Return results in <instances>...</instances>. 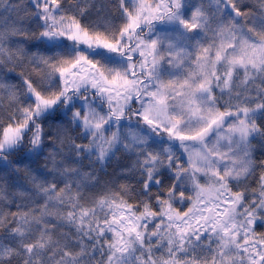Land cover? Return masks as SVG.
<instances>
[{
	"label": "snow or ice",
	"instance_id": "obj_1",
	"mask_svg": "<svg viewBox=\"0 0 264 264\" xmlns=\"http://www.w3.org/2000/svg\"><path fill=\"white\" fill-rule=\"evenodd\" d=\"M116 8L0 0V264H264V0Z\"/></svg>",
	"mask_w": 264,
	"mask_h": 264
},
{
	"label": "trees",
	"instance_id": "obj_2",
	"mask_svg": "<svg viewBox=\"0 0 264 264\" xmlns=\"http://www.w3.org/2000/svg\"><path fill=\"white\" fill-rule=\"evenodd\" d=\"M246 3L249 4H256L257 0H245ZM104 3L107 5V11H110L112 17H118L119 13L116 8L117 0H104ZM119 22V21H116ZM109 171L111 172L112 169L110 168Z\"/></svg>",
	"mask_w": 264,
	"mask_h": 264
}]
</instances>
